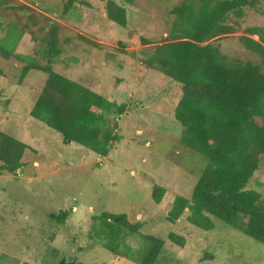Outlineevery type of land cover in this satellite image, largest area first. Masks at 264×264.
<instances>
[{
	"label": "rangeland",
	"instance_id": "obj_1",
	"mask_svg": "<svg viewBox=\"0 0 264 264\" xmlns=\"http://www.w3.org/2000/svg\"><path fill=\"white\" fill-rule=\"evenodd\" d=\"M114 1L127 9L126 27L108 17L102 0H78L68 13L64 0H10L11 8H0L2 49L13 50L22 35L15 52L48 65L43 53L57 28L61 52L53 70L126 109L112 116L119 141L107 158L66 142L31 114L47 73L31 68L23 77L24 64L0 53V129L34 148L25 151L17 176L0 175V264L76 257L86 264H143L152 247L144 235L165 241L154 264H264V243L217 217L211 216V229L190 223L188 211L178 222L167 219L177 196L191 198L209 159L183 142L185 129L175 114L181 86L148 69L139 53L169 39L172 10L182 0ZM244 12L233 17L238 33L214 40L231 59L261 63L240 36L260 39L248 30H264V0ZM157 185L166 188L159 204ZM249 186L264 202V155ZM104 213L126 214L140 230H119ZM172 232L186 238L184 246L169 238Z\"/></svg>",
	"mask_w": 264,
	"mask_h": 264
},
{
	"label": "trees",
	"instance_id": "obj_2",
	"mask_svg": "<svg viewBox=\"0 0 264 264\" xmlns=\"http://www.w3.org/2000/svg\"><path fill=\"white\" fill-rule=\"evenodd\" d=\"M77 1L64 0L65 13ZM102 1L106 3L108 17L126 27L127 9L114 0ZM258 1L182 0L172 10L176 19L169 39L152 52L139 53V57L148 69L181 86L175 114L185 129L183 142L209 159L191 198L177 196L167 219L178 222L188 211L190 223L211 229L214 227L211 216H214L264 243L262 193L249 186L264 155V30H248L250 34L260 35L259 40L240 36L244 44L261 56V63L231 59L214 40L238 33L239 22H234L233 17L242 18L245 8ZM9 2L0 0V8L3 4L11 8ZM14 27L18 31L23 29ZM50 32L54 36L43 53L50 62L48 65L31 64L28 56L15 52L22 35L13 50L0 47V53L24 64L23 77L31 68L47 73L46 83L31 111L35 119L58 130L66 142L74 141L107 157L119 141L113 118L125 112V105L109 101L68 74L55 72L52 62L60 55V38L57 28ZM36 37L41 41L44 36ZM28 149L34 150L0 129V175L17 176ZM256 183L263 185L262 181ZM165 192V187L155 186L154 201L161 203ZM101 217L127 233H136L141 227V223L130 222L126 214L104 213ZM143 238L152 246L143 264H154L165 241L153 235ZM169 238L180 246L185 245L186 238L182 235L172 232Z\"/></svg>",
	"mask_w": 264,
	"mask_h": 264
},
{
	"label": "water",
	"instance_id": "obj_3",
	"mask_svg": "<svg viewBox=\"0 0 264 264\" xmlns=\"http://www.w3.org/2000/svg\"><path fill=\"white\" fill-rule=\"evenodd\" d=\"M79 258L78 257H76L73 261H71V262H68L66 259H62L58 264H76V262H77V260H78Z\"/></svg>",
	"mask_w": 264,
	"mask_h": 264
},
{
	"label": "crops",
	"instance_id": "obj_4",
	"mask_svg": "<svg viewBox=\"0 0 264 264\" xmlns=\"http://www.w3.org/2000/svg\"><path fill=\"white\" fill-rule=\"evenodd\" d=\"M94 91V90H93ZM105 158V157H104ZM107 158V157H106ZM40 165V163H38V162H35V165ZM24 167V166H23ZM23 167H22V169H23ZM75 210L74 211H76L77 209L76 208H74Z\"/></svg>",
	"mask_w": 264,
	"mask_h": 264
}]
</instances>
